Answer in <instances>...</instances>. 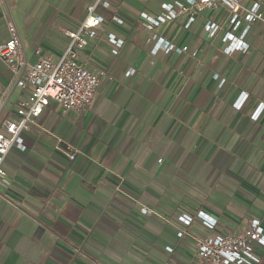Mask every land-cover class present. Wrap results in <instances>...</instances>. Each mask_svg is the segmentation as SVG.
I'll return each mask as SVG.
<instances>
[{"label":"crops","instance_id":"obj_1","mask_svg":"<svg viewBox=\"0 0 264 264\" xmlns=\"http://www.w3.org/2000/svg\"><path fill=\"white\" fill-rule=\"evenodd\" d=\"M62 1L0 0V43L11 21L28 61L37 60L36 49L57 60L66 37L20 14L59 13ZM92 1L72 0L77 19L69 29ZM173 1L120 0L104 10L105 24L80 53L88 69L103 73L92 102L64 111L51 100L38 125L22 132L24 148L8 152L0 177V264H196L193 239L208 230L178 220L198 207L193 196L216 219V231L239 232L257 219L264 235V22L247 31V51L226 53L227 29L215 37L205 29L225 20L226 10L204 8L186 28L187 16L156 28L173 48L151 53L140 13L156 15ZM114 13L123 24L110 18ZM107 33L124 45L109 43ZM12 77L0 59V87ZM28 93L7 95L0 122L15 117ZM57 145L78 153L69 160Z\"/></svg>","mask_w":264,"mask_h":264},{"label":"built area","instance_id":"obj_2","mask_svg":"<svg viewBox=\"0 0 264 264\" xmlns=\"http://www.w3.org/2000/svg\"><path fill=\"white\" fill-rule=\"evenodd\" d=\"M120 0H93L86 6L85 16L79 24L65 31L66 45L57 60L43 55L40 49L34 62L28 61L24 53V45L13 22H8L9 38L0 43V59L12 72V80L3 89L0 87V106L7 95L16 88L29 89L27 96L18 100L15 106V117L0 122V177L5 176L4 162L13 146L24 148L22 132L31 126L38 125L37 120L44 109L53 100L62 110L82 111L93 100L97 92L103 73L90 70L85 61H80L81 51L96 38L106 22L104 10L116 9ZM223 6L226 10V19L220 23L207 22L205 29L210 37L225 27L221 41L225 43L224 51L245 52L248 44L244 41L250 26L257 22H264V0H174L161 3V12L149 15L141 12L144 20L142 26L148 31L145 39L150 46V52L155 53L162 49L168 53L173 44L157 36L155 29L160 25L187 16L184 27H188L195 20L198 11L204 8ZM112 20L119 24L124 21L117 14H112ZM237 33V34H236ZM107 41L115 47L124 45V40L113 33H107ZM183 47L182 50H185ZM114 53L116 50L113 51ZM128 72V71H127ZM217 77V76H216ZM111 77L109 76L108 79ZM223 80H221L222 82ZM242 102L238 103V107ZM64 152L69 160H73L78 149L66 145L65 149L56 146ZM143 213L150 210L141 208ZM178 220L187 226L195 220L208 230L204 236L194 237L193 258L196 264H260L264 254L257 255L255 247L264 249L263 229L257 219L250 222L249 227L239 233L216 231V219L199 209L195 214L181 211ZM186 230L177 232L181 237ZM169 251L172 248L167 247ZM170 264V263H165Z\"/></svg>","mask_w":264,"mask_h":264},{"label":"rangeland","instance_id":"obj_3","mask_svg":"<svg viewBox=\"0 0 264 264\" xmlns=\"http://www.w3.org/2000/svg\"><path fill=\"white\" fill-rule=\"evenodd\" d=\"M38 2H40V1H38ZM42 3H45V6H48V7L53 6V3H51L50 1L42 2ZM71 5H72V0H63L61 3V7L58 8L59 13H56V11H55L52 14V12H51V13H48L49 15H46L45 17H43L44 15H41L45 11V9L44 10L38 9V11L34 12V14L32 16L30 15V17L28 16L29 13L26 15L21 13L20 15H21V17L23 16L22 20H24V21L29 22L28 18H30L33 25H36L38 27L44 26L45 27V29H44L45 33L49 34L50 31L55 29V30H57L58 35L65 36V31L69 30L67 23L77 19V17L75 15H72ZM48 12H50V10H48ZM27 22H24V24L26 26H27ZM196 199H198V198H194V196H193V203L196 204V206H198L196 209H193L192 213H194V214L200 209L199 208V200H196ZM242 231H244V230H242ZM242 231H239V232H242ZM232 232H234V231H232ZM239 232H235V233H239Z\"/></svg>","mask_w":264,"mask_h":264}]
</instances>
